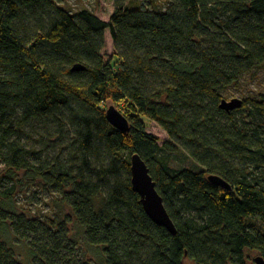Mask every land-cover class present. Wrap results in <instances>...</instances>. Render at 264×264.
Returning <instances> with one entry per match:
<instances>
[{"label":"trees","instance_id":"16d2710c","mask_svg":"<svg viewBox=\"0 0 264 264\" xmlns=\"http://www.w3.org/2000/svg\"><path fill=\"white\" fill-rule=\"evenodd\" d=\"M106 1L115 2L109 21L62 0H0V264H22L11 235L32 263L67 264L71 218L21 212L17 197L32 186L70 207L104 264L264 258V96L221 108L231 87L264 70V0ZM106 30L116 49L108 61ZM111 106L128 131L109 122ZM146 118L170 139L160 144ZM182 152L194 167L172 166ZM136 154L176 234L133 190Z\"/></svg>","mask_w":264,"mask_h":264},{"label":"rangeland","instance_id":"374dc122","mask_svg":"<svg viewBox=\"0 0 264 264\" xmlns=\"http://www.w3.org/2000/svg\"><path fill=\"white\" fill-rule=\"evenodd\" d=\"M161 8L165 7L163 0H156L155 2ZM148 4V3H146ZM61 6L72 13H78L82 10H89L97 17L104 21H109L115 11V2L106 0H62ZM115 44L112 39L110 30H106L104 36V48L102 54L105 60H111L115 54ZM257 72V73H256ZM264 96V70H256L251 74H247L243 77L239 85L231 87L225 94L224 98L228 101L232 99H241L243 101L261 100ZM105 108V107H104ZM239 116V115H238ZM147 132L160 139V144H164L170 139L168 132L159 125V123L144 119ZM36 137H42L46 135L43 129H37ZM53 154V151H51ZM58 154L59 150H55ZM67 154L66 152L63 155ZM171 164L176 169L184 167H194V162L185 154L179 153L171 157ZM0 174H6V166L0 161ZM12 185V184H11ZM56 194H52L45 187L41 186L39 189L36 186L29 188L27 193H21L17 197V201L21 212H26L30 218H55L57 213H62L60 221L65 220L70 216V234L68 242V250L66 251L67 264H104L103 256L95 251L93 246L89 245L84 237V232L80 228L77 220L67 205H61L60 199ZM69 218H66L69 219ZM10 247L19 256L22 264H34L28 256L31 251L30 247L26 248L24 242H20L15 235H11ZM28 251V253H27ZM17 256V257H18ZM252 258L257 256L251 254ZM23 259V260H22ZM25 262V263H24ZM186 264H194L192 261L187 260Z\"/></svg>","mask_w":264,"mask_h":264},{"label":"water","instance_id":"95a60500","mask_svg":"<svg viewBox=\"0 0 264 264\" xmlns=\"http://www.w3.org/2000/svg\"><path fill=\"white\" fill-rule=\"evenodd\" d=\"M83 69L84 67L81 65H76L74 67V70ZM243 104L244 101L241 99H232L231 101L224 99L221 103V108L227 112H231L241 108ZM107 118L114 127L121 131L125 132L130 128L128 119L113 106L107 110ZM131 176L133 190L140 195L147 215L156 224L163 226L173 234H176L177 231L175 224L165 207L162 196L157 191V185L150 174V169L138 154L131 158ZM210 180L224 188H231V186L220 177L211 176ZM253 264H264V258L260 255L256 256Z\"/></svg>","mask_w":264,"mask_h":264}]
</instances>
